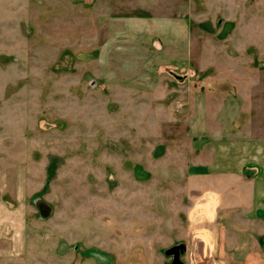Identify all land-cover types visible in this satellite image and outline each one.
Listing matches in <instances>:
<instances>
[{
  "label": "rangeland",
  "instance_id": "rangeland-1",
  "mask_svg": "<svg viewBox=\"0 0 264 264\" xmlns=\"http://www.w3.org/2000/svg\"><path fill=\"white\" fill-rule=\"evenodd\" d=\"M263 28L264 0H0V216L24 264H149L176 187L223 179L191 173L209 143L263 137Z\"/></svg>",
  "mask_w": 264,
  "mask_h": 264
},
{
  "label": "crops",
  "instance_id": "crops-1",
  "mask_svg": "<svg viewBox=\"0 0 264 264\" xmlns=\"http://www.w3.org/2000/svg\"><path fill=\"white\" fill-rule=\"evenodd\" d=\"M261 32L259 37L264 38V28ZM259 46L264 48V42ZM263 73L258 75L257 88V121L263 137L254 140L219 135L209 143L212 164L193 168L191 173L222 175L223 179L176 187L184 196H179L174 205L171 201L163 206L160 219L150 217L152 224L160 222L162 226L146 236L149 264H264ZM5 215L0 216V228H4L0 240L8 246L0 252L1 260L4 264H24L27 253L20 244V224ZM84 255L98 258L99 264L111 262L99 250H86Z\"/></svg>",
  "mask_w": 264,
  "mask_h": 264
},
{
  "label": "water",
  "instance_id": "water-1",
  "mask_svg": "<svg viewBox=\"0 0 264 264\" xmlns=\"http://www.w3.org/2000/svg\"><path fill=\"white\" fill-rule=\"evenodd\" d=\"M175 264H180V263L176 262Z\"/></svg>",
  "mask_w": 264,
  "mask_h": 264
}]
</instances>
